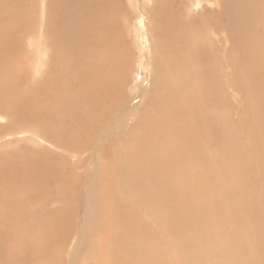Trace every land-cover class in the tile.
<instances>
[{"label":"bare ground","instance_id":"obj_1","mask_svg":"<svg viewBox=\"0 0 264 264\" xmlns=\"http://www.w3.org/2000/svg\"><path fill=\"white\" fill-rule=\"evenodd\" d=\"M129 2L135 0H0V152L7 153L24 145L23 156L17 155L12 162L0 161V264H24V216L34 215V210H28L27 205L29 212L24 213V187L35 189V186L39 188V195L41 192L45 195L38 198L41 208L36 214L45 218L61 215L66 218L56 233V226L53 228L59 247L42 249L41 264L51 260V264H98L94 258L101 246L104 251L108 242L110 247L103 254L102 264L115 263L118 254L124 259L120 264H182L191 248L168 250L171 242L180 240L181 245H185L192 240L203 241L204 233L208 235L219 228L218 236L229 241L224 243L226 247L220 242H210L208 247L201 245L204 252L195 253L193 262H188L193 257L190 255L184 263L211 262L221 255L225 257L228 252L252 251L253 246L257 254H264V219L259 217L264 212V195L261 200L257 198L264 190V171L261 170L264 169V139L257 145L236 146L235 154L233 149L229 154L227 148L213 149L212 157L219 160L214 164L216 168L207 166L210 149L206 151V143L196 154H191L195 152L188 146L177 149L168 158H157L146 181L164 196L162 200L151 194L155 204L169 202L166 212L151 211L158 219L166 215L165 223L157 226L161 230L160 225H163L166 231L150 243L151 251L147 254L134 250L140 242L138 225L149 217L137 212L136 203H142L141 184H121L119 178L130 181L127 173L133 175L134 181L146 177L147 159L157 152L150 144H155L157 139L146 143L149 145L142 155H137L134 165L131 162L124 168L121 160L115 165L116 147L110 152L111 163L102 165V156L109 155L105 148L131 101L124 102L123 96L111 93H106L104 99L101 96V91L113 85V77H116L114 84L121 90L124 74L129 75V70L125 71L127 60L132 63L136 60L138 70L146 69L152 54L155 65L152 102L167 100V91L159 87L160 72L164 71L175 92L186 87H196L199 91L202 88L199 98L196 97L198 102L190 97L191 91L187 95L190 115L201 118L198 128L203 130L207 123L205 116L209 108L220 137L229 126L231 131L233 126L240 125L243 130L253 131V126H259L260 121L264 125V51H261L264 23H260L259 18L264 14V0H206L211 10L214 5L218 6L204 22L207 29L190 26L198 13L203 12L200 0H154L151 9L140 10L136 17L129 12ZM37 6L38 17L34 15ZM183 7L186 12H182ZM33 16L38 20L35 27ZM148 18L150 25L145 22ZM187 26L192 29L188 30ZM149 38H152L151 46L154 45L152 50L141 51L138 58L132 55L129 44L139 39L145 50L151 47ZM237 60L247 68L239 78L235 75ZM110 62L111 67L107 65ZM243 86L242 94L237 97L238 88ZM84 87L85 94L86 89L94 93L92 90L99 87L95 99L97 115L101 117L96 116L94 123L89 118L94 113L89 101L84 98L81 106H77L80 89ZM245 100L248 106L242 105ZM182 103H176L179 111L173 117L183 110ZM161 112L166 113L165 109ZM153 113L154 108L144 117L148 126L155 125ZM194 123L192 117L185 118L186 128H193ZM207 127L205 134L211 132ZM187 136L184 131L180 139ZM212 136L206 134L204 138L212 142ZM76 140L82 143L78 153L74 152L80 148ZM68 154L75 155L78 161L68 160L64 156ZM81 158L93 164L89 174L82 172L84 170L81 175L76 173L84 165ZM247 158L254 161L255 169L251 177L243 179L242 174L249 170ZM197 167L207 171L209 179L221 182H218L219 193L212 195L220 200V209L215 214L214 210L213 214L202 210L208 196L201 195L199 186L203 173H198ZM24 171L28 176L24 177ZM251 179L257 185L255 190ZM188 180L193 184L191 188L185 184ZM66 182L71 184L69 199L74 197L80 201L76 210L81 218L75 217L79 222L73 225L74 211L68 213L67 210L64 214L62 209L48 207L58 199L59 192L51 195L45 193L46 188L40 190L62 188ZM247 185L251 188V197L246 194ZM261 185L262 191L259 190ZM235 190L241 200L236 199ZM148 228L153 230L151 222ZM70 231L74 238L68 242ZM99 235L106 241L100 243ZM67 245L71 253L64 258ZM256 257L253 255V264ZM214 264H241V261L224 259Z\"/></svg>","mask_w":264,"mask_h":264},{"label":"rangeland","instance_id":"obj_2","mask_svg":"<svg viewBox=\"0 0 264 264\" xmlns=\"http://www.w3.org/2000/svg\"><path fill=\"white\" fill-rule=\"evenodd\" d=\"M33 1H35V0H33ZM152 1H154V0H144V1L143 0H138V1L135 0V2H133V3L129 2V3H127L129 12L134 14V16L136 17V15L141 12L140 10H142L143 12H146V10L148 8L151 9L153 6ZM200 2H201V8L203 9V12L198 13V15L196 17L197 19L195 18L193 20L194 25L191 24L190 26L192 28L197 26V27H200L201 29L203 27L205 29H207L208 28L207 24L204 22H207V20H208L207 18H209L211 16L210 12L213 11V13H214L218 6L214 5L213 6L214 8L212 7V10H211V8L207 5L208 3L206 2V0H200ZM12 3L14 4V2H12ZM34 10L37 11V12H35L34 15L38 17V6ZM182 12H186V9L184 7H183ZM35 16L32 17V19L34 21L33 22L34 27L38 24L37 17H35ZM204 18H206V19H204ZM259 18L261 20L260 23L262 22V24H263L264 23V14L259 15ZM182 19H184V18L182 17ZM146 21H147V24L150 25L149 24L150 19L149 18L145 19V22ZM199 22H201V24ZM121 23H122V20H120V24ZM195 23L197 25H195ZM199 24H200V26H199ZM191 27L187 26V29L191 30L192 29ZM263 30H264V28H263ZM217 34H219V33H217ZM261 35H264V34H261ZM150 40H152V38L148 39L149 46H151ZM153 46L154 45H152L151 47H147L145 50H142L143 44L139 43V39L134 41L133 45H132V43L129 44V48L131 49L132 55L136 54L137 58L140 55L139 53H142L141 51H147L148 52L150 49L152 50ZM261 51L263 52L264 49ZM152 57L153 56L151 54L150 60L149 59L147 60V62H148L147 68H146L147 70L145 68L138 70L137 67L135 66L136 60H134V63H132L130 60H127V62H125V71H126V69H128L129 75H127V72L124 74V77L122 79V84H121V90L117 87L116 84H114L116 77H113L111 79L112 84H113L111 86V88L107 87L103 91H101V96L103 97V99L107 95L106 93H111L116 97H122L123 96L122 99H124V102H125V100L131 101V104L129 105L126 113L121 115V120L116 125L115 130H117V131L113 133V135H112L113 138L111 139V141H109V144H108L109 147L107 145V147L105 148V149H107L106 153L109 154L108 155L109 157L108 156H106V157L102 156V158L104 159V162L102 163V165L108 166L111 163L113 157L115 159V165H116L117 160L122 161L124 168L127 164H129L131 162H133V165H134L135 164L134 161L136 160L137 155H142V152L144 151L143 149L147 145L152 143L151 140L157 139V142L155 144H150L151 148L152 147L157 148V152L154 153L150 158L147 159V163L149 165L147 167V170L145 171L146 177L142 176L140 179H138V181H141L139 183H134V182H138V181L133 180V175L131 173H127L130 181L128 179L119 178V182L121 184H123L124 182H128L130 184H137V185L141 184V187L139 190L142 192V203L140 205L136 203L137 212H138V214L143 213L144 215L149 217V220L148 221L143 220L142 223L138 225V227L145 234L143 232H141L139 228L137 229L138 236L140 238V242L137 245H135L134 250L141 251L145 254H147L148 252L151 251L150 250V243H152V241H154V239L157 237L161 238L162 237L161 232L166 231L165 227L162 228L163 225H160V229L161 230L164 229L162 231L159 230L157 227L158 224L165 223L166 215L163 214V215H161L160 219H158L151 211L156 210L158 212H162L164 210L166 212L169 208V202H167V201L164 204H159V205L155 204L152 201L151 194H153V193L156 194L157 196H159V198L162 200H163L164 196L162 193H159L156 190V187L151 188L152 185L147 184V181H146V179L151 176V167H152V164L156 162L157 158H160V159L168 158L177 149H183V147H188V146H191V148H193L192 152H195L196 150H198L197 152H199L201 147H202V144L204 145L206 143L207 144V146L205 147V149H207L206 151H208L210 149L208 151L209 153L207 156V160H208L207 166H209L208 168H216V165H214V164L218 163L219 160H217L218 158L216 159L215 157H212V154H213L212 150L213 149L221 151V150H225L227 148L228 154L233 149V153L235 154L236 148H237L236 146L245 147L244 146L245 143H248L250 145L251 144L257 145L259 142H263V139H264V136H263L264 125H262V121H260L258 123L259 126H253L252 125L254 128L253 131H249L248 129L243 130L242 125L233 126V130L231 131L230 126H229V129L225 133L224 136H221V137L218 136V134H219L218 128L219 127H217V123L215 121H213V118L211 116V110H210L211 108H209L208 114L205 116V121L207 123L204 124L203 130L201 128H198V125L201 122V118H197L193 114L190 115L191 109L188 106L187 95H188V92L191 91L192 93L190 94V97L192 98V100L198 102L196 97L199 98L200 91L202 88L200 87V91H199V90H196V87H194V88H192V87L187 88L186 87L184 89H179L177 92H175L174 91L175 87L170 85V79L166 74H164V71L160 72L161 76L159 78V87L161 89H165L167 91V94H168L167 100H166V102L163 101L162 103H159L157 101L152 102L151 101L152 100V89H154V86H155V81L153 80V76L155 74V65H154V62L152 61ZM237 62L235 63L236 69H237V71L235 69V71H236L235 75L239 78V77L243 76V74H241V76H240V73L243 72L244 69L247 70V68H246L245 64L243 65L242 61L237 60ZM107 65L109 67L112 66L111 62L107 63ZM240 67H242V69ZM245 70H244V72H246ZM106 80L108 81L110 79H105V81ZM126 80H127V83L125 85ZM17 84L19 85V82ZM239 88H238L237 97H240V95L242 94V90H244V86L240 89ZM97 89H99V87H96L92 90L94 93H92L90 90L86 89V94H85V92H84L85 87H84V88L80 89V99H77V101H78L77 106L78 107L81 106L82 100L84 98L89 101V105L92 108V110L94 111V113H92L89 116V118L93 121V123L95 122L96 116L101 117L100 115H97V109H96L98 106V102L95 99L96 98L95 93H97L96 92ZM106 89H110V90H106ZM117 90L118 91L120 90V92L118 93ZM78 92H79V89L77 90V93ZM179 100L180 101L183 100L184 102L182 103ZM177 102H179V104L182 103L183 110L180 111L179 116L173 117L179 111V107L176 104ZM105 103L107 104L106 101H105ZM248 104L249 103L247 100H245L244 102L242 101L243 106H248ZM152 108H154L153 121L155 122V125L148 126L144 117H147L151 113ZM163 109H165V111H166V113H164V114L161 112ZM118 110H119V108H118ZM187 116L192 117L194 122H195L193 128H191V129H188L185 126V118ZM218 116L219 115H217V119H218ZM217 119H216V121H217ZM207 126H209V128L211 129V132H208L206 134H207V136L213 135L211 137V139L213 140L212 142L210 141V139L206 140V138H204L206 136L204 130H206V131L209 130ZM8 131H9V129H8ZM184 131L188 133V136L183 138V139H180L181 138L180 135ZM162 140H164V141H162ZM76 141H77L76 143H78L80 145V148H77L74 152L78 153L81 149L82 143L79 142L78 140H76ZM24 142H25V140H24ZM142 142H145V144L143 146H139V144H141ZM146 143H149V144H146ZM197 146H198V148H197ZM29 147H31V146H29ZM115 147H116L115 154L111 158L112 155L110 154V152ZM23 151H24V145L22 144L21 147L18 149L14 148L12 150H8L7 153H1L0 152V161L7 160V161L12 162L15 160L17 155L23 156L24 155ZM197 152L191 153V154H196ZM243 152L245 153V148H243ZM64 156L68 160L74 159L72 161L73 163L78 161L77 158L75 157V155H73V157L69 154L64 155ZM245 157H246V155H245ZM146 158H144V159H146ZM81 159L84 161L83 162L84 165H81L83 167L81 168V170H79V172L76 171V173L81 175L82 172L86 171L89 174L91 172L93 164L90 162H87V160H84L83 158H81ZM180 159H181V156H180ZM223 159H226V158H223ZM164 161H166V160H164ZM108 162H110V163H108ZM247 162H248L249 170L246 169L244 171V174H242V176H241V177H243V179L244 178L247 179L248 177H251L252 169L254 168L253 165L255 164L254 161H251L249 158H247ZM82 170H84V171H82ZM261 170L264 171L263 168ZM197 172L203 173V176H200L201 182H200V186H199L200 191L202 192L201 195H206V196L210 197V198L207 197L205 199V201L207 203L204 205V208L202 210H207L208 214H213V210H214V214H215V213H217L218 209H220V207H219L220 206L219 205L220 200L213 197L212 195H216L219 193V191H220L219 183H221V182L218 181L219 182L218 183L217 181H213L212 179H209V176L206 173L207 171H205L204 169H202L200 167H197ZM256 172L258 173V169H256ZM67 173L68 172H66V174ZM25 176H28V174L25 173V171H24V177ZM185 182H186L185 183L186 186L189 188H191L190 186L193 185L192 182L189 180L185 181ZM263 183H264V180H263ZM250 184L252 185V189H254V190L257 189L256 188L257 185L255 184V182H253V180L250 182ZM70 185H71L70 183L68 184L66 182V185H63L62 188L61 187H48V188L44 187V188H40V190L44 191L46 188L45 193L49 192V193H51V195H55V194L58 195L56 192H59L58 199L56 201L50 202V204H48L49 209H52V210L53 209H62L64 214H65V211H67V210H69L68 213H71L74 211V214H72V215H74L73 218L76 217L79 219V218H81V215H80L81 213L76 210V205L79 204L80 201H79V199L74 198V197L73 198L71 197L69 199V197L71 195H69L68 193H70V194L72 193ZM221 187H223V185H221ZM149 188H151V189H149ZM227 189L229 190L230 188L227 187ZM262 189L263 188L261 185L259 190L262 191ZM38 191H39V188L37 189V186H35V189H32L30 187L29 188L24 187V213L26 214L29 212V211H27V207H28V210H34L33 216H31V215L29 216L28 214L26 216H24V226H25L24 227V264H31V263L33 264L34 262L41 264L40 259L43 257V255L40 258V253L41 252L43 253L42 249H45L48 247L51 249V247L54 245L59 247V245H58L59 243L56 242V236L53 237V228L56 226V228L54 230V232L56 233V231L60 227V225L62 226L66 222V218L62 217V215L59 218H58V216L57 217L52 216V218H45V217H40L39 214H36L38 209L41 208V205H40L38 198H40L44 195V194H42V192L39 195ZM245 191H246V194H248L249 197H251V188L248 185L246 186ZM234 193L237 196L236 199L241 200L240 196L237 195L236 190ZM66 194L68 195L67 199H65ZM262 195H264V190H263V192H261L257 196L258 200L262 199L261 198ZM211 197H213V198H211ZM28 200H30V201H28ZM26 205H27V207H26ZM73 207H75L74 210L72 209ZM259 217L264 219V212L263 211L261 212ZM76 218L72 219V221H71L72 225L79 222L78 220L75 221ZM47 219H49V220H47ZM246 220L248 222H250L248 220V216H246ZM57 221H59V222H57ZM148 222L152 223L153 230L148 228ZM37 226L40 228H37ZM255 228L260 229L258 227H255ZM226 229H228V228H226ZM262 229L264 230V227ZM220 230L221 229L219 228L218 231H220ZM218 231H216V232L212 231V232L208 233V235L206 233H204L203 235H206L205 236L206 238L203 241L192 240L191 242H189L185 245H181V243L183 241L174 240L173 242H171L172 246L168 247V250H181L182 251L183 248H185V250L191 248V250L189 251L190 252L189 255L186 257V259H183L182 264H186L184 262L190 257V255L193 257H190L188 259V262H193L196 260L195 253L197 255V253H199V252H204V250L202 248H200L201 245H206L208 247L210 245V242H220L223 244L229 243V241H226L224 238L218 236V234H217ZM226 231H229V230H226ZM174 232L175 231L172 232V235L175 236ZM72 234H73V231H70V234L67 237L68 242L70 240H73L74 234L73 235ZM181 234H182V232L180 231V235ZM183 236H185V234ZM229 238H230V235L227 237V239H229ZM27 240H28V242L31 243V245H30V243L25 242ZM34 240H36V241H34ZM98 240L100 241V243H102V242L106 241V238H104V237L102 238L101 235H99ZM105 246H106V244H105ZM101 247L99 248L100 251L96 254L97 257L94 258V261L98 262V264H102V262H100V261L102 260V258L103 259L105 258V255H103V254L106 253L107 248L110 247L109 242L107 243V246H106V248H104L103 252L101 251L102 250ZM224 247H226L225 244H224ZM68 250H69V247L67 245L66 248H64V253H63L64 258H68L70 256L71 252H69ZM192 254H194V255H192ZM208 254H211V253L209 252ZM259 254H261V253L257 254L255 252V249L253 246L252 251L243 250V251H240L237 253L228 252V253H225V255H226L225 257H223L221 255V257L218 260L206 262V263H199L197 261L196 263L197 264H214V263H217L219 260L224 261V259H226L228 261H236V262L241 261V264H253V255H257L254 264H264V254H261V258H258ZM200 258L197 260H200ZM115 259H116L115 263H113V264H120V262L124 261V259L119 257V254L115 256ZM89 260H91V258ZM52 262L53 261L51 260V261H46L45 263L44 262H42V263L43 264H51ZM36 263H34V264H36Z\"/></svg>","mask_w":264,"mask_h":264}]
</instances>
